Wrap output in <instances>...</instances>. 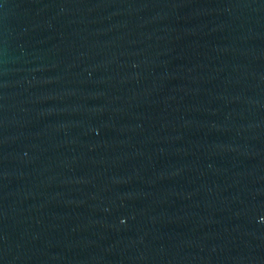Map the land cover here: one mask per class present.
Returning a JSON list of instances; mask_svg holds the SVG:
<instances>
[{
  "label": "water",
  "instance_id": "obj_1",
  "mask_svg": "<svg viewBox=\"0 0 264 264\" xmlns=\"http://www.w3.org/2000/svg\"><path fill=\"white\" fill-rule=\"evenodd\" d=\"M0 264H264V0H0Z\"/></svg>",
  "mask_w": 264,
  "mask_h": 264
}]
</instances>
